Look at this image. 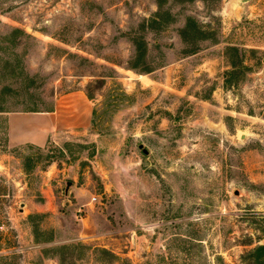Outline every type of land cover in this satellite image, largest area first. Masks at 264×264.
Listing matches in <instances>:
<instances>
[{
    "label": "rangeland",
    "instance_id": "374dc122",
    "mask_svg": "<svg viewBox=\"0 0 264 264\" xmlns=\"http://www.w3.org/2000/svg\"><path fill=\"white\" fill-rule=\"evenodd\" d=\"M229 46L247 68L227 74ZM57 107L86 128L9 145L7 112ZM261 244L264 0H0V264H246Z\"/></svg>",
    "mask_w": 264,
    "mask_h": 264
},
{
    "label": "crops",
    "instance_id": "0c3cea01",
    "mask_svg": "<svg viewBox=\"0 0 264 264\" xmlns=\"http://www.w3.org/2000/svg\"><path fill=\"white\" fill-rule=\"evenodd\" d=\"M70 117H66L58 107L51 111L7 112L8 143L11 146L29 144L43 147L66 128H86V112L76 114L74 124Z\"/></svg>",
    "mask_w": 264,
    "mask_h": 264
},
{
    "label": "trees",
    "instance_id": "16d2710c",
    "mask_svg": "<svg viewBox=\"0 0 264 264\" xmlns=\"http://www.w3.org/2000/svg\"><path fill=\"white\" fill-rule=\"evenodd\" d=\"M183 40L185 43L190 44L191 47L187 48V53H194L198 50L199 46L197 45L201 41H204L208 39V35L206 31L199 25L197 20L193 17H189L187 19V23L185 27L180 32ZM229 51H233L234 55L232 57H235L237 59L234 60V58L230 59V64L232 67L231 71H228L227 74H231L236 72V70H241L247 68L245 64L242 63L243 57H240V49L237 46H229ZM141 55V54H140ZM149 71V69L147 70ZM246 264H264V245H258L253 250H251L247 256H245Z\"/></svg>",
    "mask_w": 264,
    "mask_h": 264
},
{
    "label": "water",
    "instance_id": "95a60500",
    "mask_svg": "<svg viewBox=\"0 0 264 264\" xmlns=\"http://www.w3.org/2000/svg\"><path fill=\"white\" fill-rule=\"evenodd\" d=\"M144 152H145V153H148V151H147V150H145V149H144ZM70 183H71V182H70Z\"/></svg>",
    "mask_w": 264,
    "mask_h": 264
}]
</instances>
